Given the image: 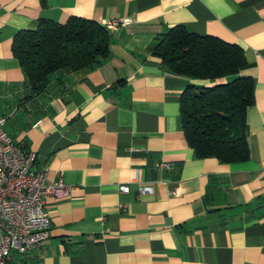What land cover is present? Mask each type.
I'll list each match as a JSON object with an SVG mask.
<instances>
[{"label": "crops", "instance_id": "crops-1", "mask_svg": "<svg viewBox=\"0 0 264 264\" xmlns=\"http://www.w3.org/2000/svg\"><path fill=\"white\" fill-rule=\"evenodd\" d=\"M71 17L129 24L110 32L98 66L54 73L42 95L25 98L13 37ZM175 26L243 49L240 76L252 79L254 98L248 161L197 159L187 145L180 95L207 82L153 57L156 38ZM0 118L35 152L33 169L70 188L45 200L49 238L7 264H264V0H0ZM136 169L152 194H138Z\"/></svg>", "mask_w": 264, "mask_h": 264}, {"label": "trees", "instance_id": "trees-1", "mask_svg": "<svg viewBox=\"0 0 264 264\" xmlns=\"http://www.w3.org/2000/svg\"><path fill=\"white\" fill-rule=\"evenodd\" d=\"M109 41L103 25L78 17L63 24L40 19L18 31L12 52L25 75V98L42 95L54 73L98 66L109 55ZM152 55L170 74L207 82L188 84L180 95L181 128L194 157L248 161L245 114L254 98L252 79L240 76L248 65L243 49L175 26L156 38Z\"/></svg>", "mask_w": 264, "mask_h": 264}, {"label": "built area", "instance_id": "built-area-1", "mask_svg": "<svg viewBox=\"0 0 264 264\" xmlns=\"http://www.w3.org/2000/svg\"><path fill=\"white\" fill-rule=\"evenodd\" d=\"M128 24V20L111 21L103 26L111 32ZM4 125L5 118H0V264H7L13 254L23 255L43 245L51 226L45 200L64 198L70 190L61 180H48L45 169L35 171V152L16 144ZM154 167L172 169L171 164L163 162ZM140 175L136 169L133 182L139 184L138 194H152V186L143 184ZM118 191L127 194L129 188L119 185Z\"/></svg>", "mask_w": 264, "mask_h": 264}]
</instances>
